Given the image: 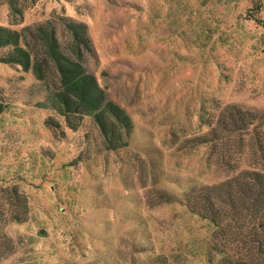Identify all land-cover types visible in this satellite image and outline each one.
<instances>
[{
	"label": "rangeland",
	"instance_id": "1",
	"mask_svg": "<svg viewBox=\"0 0 264 264\" xmlns=\"http://www.w3.org/2000/svg\"><path fill=\"white\" fill-rule=\"evenodd\" d=\"M258 2L0 0V26L51 22L67 54L66 23L86 24L83 65L131 120L117 149L93 116L71 129L0 48V264H219L188 199L254 165L235 152L226 166L201 139L227 105L264 116Z\"/></svg>",
	"mask_w": 264,
	"mask_h": 264
},
{
	"label": "trees",
	"instance_id": "2",
	"mask_svg": "<svg viewBox=\"0 0 264 264\" xmlns=\"http://www.w3.org/2000/svg\"><path fill=\"white\" fill-rule=\"evenodd\" d=\"M66 29L70 34L68 54L63 52L51 22L20 32L0 26V48L12 47L4 62L31 71L52 88L53 101L59 104L71 129H77L84 116H93L108 149L125 146L123 131L130 129V118L106 98L83 65L85 51L91 50L87 25L69 20ZM5 109V102L0 101V116ZM263 118L227 105L201 139L226 166H236L235 152L240 156L247 152L254 159L253 167L200 192L192 190L188 199L191 211L213 229L214 251L222 255L219 264H264V167H260L264 164V131L256 125ZM232 136L237 138L238 151Z\"/></svg>",
	"mask_w": 264,
	"mask_h": 264
}]
</instances>
